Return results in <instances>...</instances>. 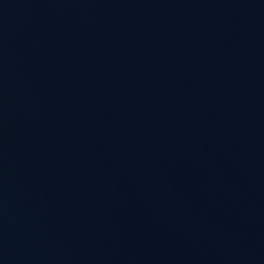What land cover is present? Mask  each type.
Here are the masks:
<instances>
[{
    "label": "water",
    "instance_id": "95a60500",
    "mask_svg": "<svg viewBox=\"0 0 264 264\" xmlns=\"http://www.w3.org/2000/svg\"><path fill=\"white\" fill-rule=\"evenodd\" d=\"M0 264H264V0H0Z\"/></svg>",
    "mask_w": 264,
    "mask_h": 264
}]
</instances>
